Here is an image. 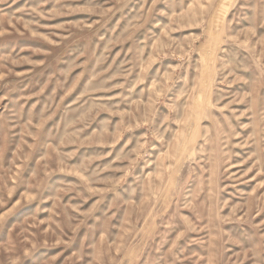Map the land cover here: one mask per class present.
Listing matches in <instances>:
<instances>
[{
    "label": "rangeland",
    "instance_id": "rangeland-1",
    "mask_svg": "<svg viewBox=\"0 0 264 264\" xmlns=\"http://www.w3.org/2000/svg\"><path fill=\"white\" fill-rule=\"evenodd\" d=\"M0 264H264V0H0Z\"/></svg>",
    "mask_w": 264,
    "mask_h": 264
},
{
    "label": "bare ground",
    "instance_id": "bare-ground-1",
    "mask_svg": "<svg viewBox=\"0 0 264 264\" xmlns=\"http://www.w3.org/2000/svg\"><path fill=\"white\" fill-rule=\"evenodd\" d=\"M217 21V20H216ZM202 98H201V95L199 96V98H198V102H201L200 100H201Z\"/></svg>",
    "mask_w": 264,
    "mask_h": 264
}]
</instances>
